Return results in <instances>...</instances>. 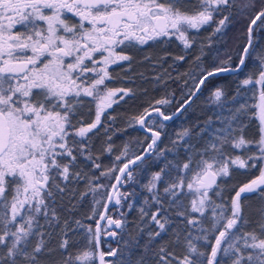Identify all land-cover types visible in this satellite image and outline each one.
<instances>
[{"label":"snow or ice","instance_id":"1","mask_svg":"<svg viewBox=\"0 0 264 264\" xmlns=\"http://www.w3.org/2000/svg\"><path fill=\"white\" fill-rule=\"evenodd\" d=\"M256 3L257 0H247L245 7L255 8ZM261 3L248 25L246 43L237 53L238 63L233 66L231 55L226 54V59L221 60L217 53L213 66L208 69L200 63L207 55L204 48L212 46V36L224 35L230 15L222 13L234 6V0H0V264H18V261L40 264L39 257L46 249V233L41 229L59 223L55 209L48 203L54 201L55 193L65 190L56 183L57 177L69 180L70 165L76 161L74 151L78 147L80 154L90 153V134L103 126L106 111L118 103L117 97L123 100L132 95L131 89H113L106 83L113 79L109 72L112 65L131 62L132 57L123 49L172 37L190 49L195 40L188 33L211 27L208 44L199 46L200 54L195 57L197 70L190 76L193 87L186 93L181 107L176 113L165 115L161 107L171 101L162 98L142 114L130 117L129 126L139 125L150 134L143 154L130 158L125 145L112 167L91 178L87 191L81 194L83 199L92 193L94 204L99 206L105 197L96 199V194L109 188L99 183L101 177L115 181L110 185L103 212L97 213L96 207L92 210V215L98 216L104 226L97 222L95 228L85 227L80 221H74L78 228H85V246L72 253L67 238L68 221L64 222L59 244L66 254L62 264H133L132 247L127 241L121 243L127 220L107 215L108 204L121 205L127 199L128 194L121 193L119 188L132 181L134 168L156 151L164 121L191 107L194 98L214 78L238 74L248 67L247 61L256 51L254 27H264V0ZM68 14L75 23L69 22ZM177 59L183 61L185 57ZM240 86L248 88L258 102L251 106L242 104L234 111L230 109L231 115L218 117L223 126L216 128L212 139L195 153L193 146L185 141L186 137L190 138L189 131L178 133L173 143L187 144L186 151L190 153L187 160L182 164L165 163L144 185L159 205L150 216L159 231L149 233V241L160 237L170 223L162 215L164 205L158 192L161 183L166 184L163 195L170 207L181 209L176 215L187 229L185 254L176 256L162 247L157 264H173V261L175 264H223L225 258L230 264H264V222L258 224L259 233L243 231L247 221L241 204L242 194L264 193V55L256 53L253 68L240 81ZM224 95L221 86L213 87V102L220 103ZM84 97L92 98L94 119L87 124L82 119L74 123ZM249 108L255 111L248 119H255L258 125L255 140L244 135L247 125L243 117L248 115ZM156 117L161 119L159 130H154ZM108 119L115 117L109 115ZM226 147L233 151L249 152L253 148L255 151L242 158L228 156ZM112 150L109 144L106 151ZM158 156H164V150ZM86 158L92 160V155ZM60 159H67L68 163L61 164ZM257 162L259 175L239 186L231 199L225 200L218 178L229 177L230 167L236 171L248 170L257 168ZM93 167L100 169L101 165L93 163ZM173 170L177 175L174 181L167 182L165 178ZM113 173L117 174L113 176ZM71 175L80 177L81 174ZM185 195L192 197L188 205L183 203ZM214 196L222 202L217 203ZM140 214L144 217L148 212L141 208ZM40 218L44 219V225L40 224ZM204 220L210 221V225ZM102 236L117 247L106 241L108 250L104 251L100 247ZM34 237L36 243L32 245ZM198 243L210 251L201 250ZM134 244L140 248L138 241ZM148 247L143 246L141 251ZM135 264H146V257L138 255Z\"/></svg>","mask_w":264,"mask_h":264},{"label":"trees","instance_id":"2","mask_svg":"<svg viewBox=\"0 0 264 264\" xmlns=\"http://www.w3.org/2000/svg\"><path fill=\"white\" fill-rule=\"evenodd\" d=\"M247 0H234V6L225 10L222 15H230V22L224 30L223 36H212V46L205 47L204 52L207 54L200 63L203 67L211 69L212 61L219 53L221 60L226 59V54L232 56V64L235 66L238 63L237 53L240 52L242 46L246 43L247 27L251 18L262 6L261 0H257L255 8L245 7ZM221 17H217L219 19ZM260 24V21L257 22ZM214 27V25L212 26ZM212 35V28L205 27L199 32L192 30L188 33L190 39L195 40L190 49H185L183 44L176 39L162 38L158 41H150L147 45H141L135 48H125V54L132 57L131 62H121L117 65H112L109 72L113 77L112 80L106 81L109 88H126L132 90V95H137L136 98L125 99L118 105L107 111L102 117L103 126L95 131V134H90L88 147L90 153L80 154L79 148L74 151L76 161L70 165V176L68 181L58 182L61 188H64L63 193H55L54 201L49 200L50 207H53L59 217V223L56 226H45L42 231L46 233L44 239L46 241V249L39 257L40 264H62L63 257L66 255L60 250L59 244L63 238L62 229L64 222L68 221L67 233L69 239V251L75 253L78 248L85 246L84 233L85 228H78L74 221H80L85 227H94V222L97 216L92 215L93 207H96L97 213L100 212L105 199L101 200L99 206L94 204L93 194L88 193L81 199V194L86 192L89 185V180L93 177L100 176V173L107 168L112 167L115 157L120 155L125 145L128 146V156L136 155L149 140V135L140 131L136 125L129 126L130 117L138 116L143 113L144 109L149 108L156 100L167 98L171 101L170 104L161 107L164 113H170L175 110L187 98L186 93L193 87V80L190 76L193 70H197L195 57L200 54V45L208 44V38ZM254 39L256 41V51L253 58L247 61L248 67L237 73H227L218 76L208 83L207 87L202 88L201 92L194 98L191 107H187L179 115L173 118L170 122L164 123L161 138L157 144L156 151L153 152L146 160L139 163L138 167L133 170L134 179L125 183L121 187V193L127 192V199L121 201V205L111 207L108 214L118 217V219H126L127 224L124 233L122 234L121 243L127 241L133 250V264L138 255L143 254L146 257V264H157L159 250L163 247L168 252L174 253L176 256H183L186 252L184 246V236L187 229L185 222L181 218H177L176 212L179 208H172L168 203V199L163 195L165 183L158 184V192L161 196L164 208L162 215L166 216L170 221L166 224V231L161 233V236L149 241V233L159 231L158 225L151 222L150 216L157 210L159 205L155 204L152 199V193L147 191L144 185L148 184L151 175L160 171L165 163L182 164L190 155L186 151L187 144L193 146V153L197 152L196 144L199 145L203 141L211 140L212 133L220 124L218 117H227L231 115L230 109L234 111L242 104L254 105L256 98L252 92L245 87L240 86V81L246 78L250 69L253 68L256 53L264 55V27H254ZM179 56H184L185 59L180 61ZM187 74V75H186ZM187 81V83H185ZM219 85L224 90V97L220 103L213 102L211 92L214 86ZM235 97V99H233ZM86 109L83 107L78 109L77 115L73 118L76 123L83 120L85 124L93 120V113L90 109L91 103L86 102ZM83 110L87 115L83 114ZM254 109L249 108L248 115L243 117V122L247 125L244 130V135L249 140L258 138V125L255 119H248ZM115 117L114 120H109L108 116ZM161 120L156 117V128L159 130ZM107 128V131H105ZM187 129L190 133V138L186 137L184 141L176 144L177 134ZM111 144L112 152H107L106 148ZM164 150V156H158V153ZM255 149L246 152L244 149L233 151L226 147L225 152L228 156L240 155L246 158L247 155L254 152ZM92 155V160L86 157ZM198 158V157H197ZM61 164L68 163L67 159L60 161ZM93 163L100 164L101 168L96 169ZM251 163V162H250ZM120 166V165H119ZM171 167V165H170ZM259 162L257 168H249L248 170L236 171L237 181L234 185L229 186L225 178H218L217 183L223 189L222 196L225 200H230L237 186H241L248 180L259 174ZM80 173V177H74L71 173ZM116 173H113L115 176ZM177 172L173 170L172 175L166 177L167 182L174 181ZM113 179L101 177L99 183L111 185ZM57 183V182H56ZM92 183H95L92 180ZM107 189L102 193L96 194V199H100L101 195L105 197ZM211 195V193H210ZM217 203H221L219 197H213ZM145 200L148 201L147 206ZM191 200L190 195L183 197V203L188 205ZM133 201L132 208L128 205ZM243 208V217L247 221L243 231L259 233L258 224L264 222V193L253 192L245 194L241 197ZM75 205V207H73ZM120 206L121 209H120ZM145 208L148 212L147 216L141 217L140 209ZM209 213H206L208 215ZM206 225H210V221H203ZM40 224L44 225L45 221L40 218ZM104 224L102 225V227ZM193 234H197L193 231ZM177 236L180 241L177 242ZM107 239L102 238V249L107 250L105 246ZM138 241L140 248L135 247L134 242ZM32 245H35L36 238H32ZM111 243L110 241H107ZM214 243V241H213ZM114 243H111V246ZM117 245V244H116ZM148 245L146 251H141L143 246ZM198 247L206 252L210 248L205 249L202 243H198ZM128 249H125L127 251ZM246 254V253H245ZM18 264H25L20 261ZM175 264V261H173ZM223 264H230V261L225 258Z\"/></svg>","mask_w":264,"mask_h":264},{"label":"rangeland","instance_id":"3","mask_svg":"<svg viewBox=\"0 0 264 264\" xmlns=\"http://www.w3.org/2000/svg\"><path fill=\"white\" fill-rule=\"evenodd\" d=\"M222 18V17H221ZM125 49V48H124ZM124 49H123V51H124ZM117 51H121V49H117ZM121 63V62H120ZM113 89H120V88H113ZM123 89H126V88H123ZM133 97L134 98H136L137 97V95L135 94L134 96H130V97H125L123 100H129V99H133ZM85 98H88V97H84L83 99H85ZM91 101H92V98H89ZM117 99H118V103H120V102H122L123 100H119V98L117 97ZM257 103V99L255 100V103L254 104H256ZM115 105H118L117 103L116 104H113V106H112V108L115 106ZM92 109H93V113H94V115H95V105H94V103H93V101H92ZM111 110V108L110 109H108L107 111H110ZM106 111V112H107ZM255 111V110H254ZM93 119H94V117H93ZM219 125L216 127V128H219V127H222L223 126V121L221 120V119H219ZM215 128V129H216ZM214 132V131H213ZM213 134V133H212ZM211 134V135H212ZM207 142H209V140H205V141H203V143H201L200 145L197 143L196 144V149H197V151L198 150H201L202 148H204L205 146H206V144H207ZM59 159V158H58ZM61 160H63V159H60L59 160V162L61 161ZM236 176H237V172H236V170L235 169H232L231 167H230V176L229 177H226V181H227V183L229 184V186H232V185H234L235 184V182L237 181V179H236ZM223 179V178H222ZM56 182L58 183V182H64L63 180H62V178L61 177H57V179H56ZM240 186V185H239ZM239 186H237L236 187V189L235 190H237L238 189V187ZM109 187H110V185H109ZM108 190H109V188L107 189V191H106V195H107V192H108ZM122 193H127L128 194V191L126 192H122ZM106 195H105V198H106ZM234 195V194H233ZM191 197V196H190ZM192 198V197H191ZM105 201V200H104ZM130 204H133V201L130 203ZM121 207L122 206H120V209H121ZM114 219H118V217H114ZM105 246L107 247V243H105ZM107 250H108V248H107ZM106 250V251H107ZM20 261H18V263H19Z\"/></svg>","mask_w":264,"mask_h":264},{"label":"water","instance_id":"4","mask_svg":"<svg viewBox=\"0 0 264 264\" xmlns=\"http://www.w3.org/2000/svg\"><path fill=\"white\" fill-rule=\"evenodd\" d=\"M249 25V24H248ZM248 28V27H247ZM184 102V101H183ZM183 102L175 109V110H173L172 112H170V113H165V115H172L173 113H176L177 112V109H179L180 107H181V105L183 104ZM258 102V101H257ZM177 116V115H176ZM176 116H174L173 118H175ZM159 118V117H158ZM160 119V118H159ZM161 120V119H160ZM171 120H169V121H164L163 123H168V122H170ZM136 127L140 130V131H143V132H145L146 134H148L149 136H150V134L149 133H147L143 128H141L139 125H136ZM154 130H157V129H155L154 128ZM160 141V140H159ZM159 141H158V143H159ZM150 142V139L147 141V143L144 145V147L141 149V151L140 152H138L136 155H142L143 154V149L144 148H146L147 147V144ZM135 156V155H134ZM134 156H132V157H134ZM131 158V157H130ZM142 162V161H141ZM140 163V162H139ZM120 166H122V165H120ZM117 174V173H116ZM115 174V175H116ZM259 175V174H258ZM257 176V175H256ZM254 178V177H253ZM218 181V180H217ZM249 181V180H248ZM247 181V182H248ZM115 181L114 180H112V182H111V184H113ZM246 183V182H245ZM125 185V184H124ZM123 185V186H124ZM122 187V186H121ZM121 187L119 188V190H120V192H121ZM109 192H110V187H109V190H108V192H107V195L109 194ZM248 194V193H247ZM107 195H106V197H107ZM243 195H245V194H242V196ZM105 203H107V201H106V198H105V201H104V203H103V205L105 204ZM103 205H102V207H101V210H100V212H103ZM118 205H114V203H109L108 204V211H107V215H109L108 214V212H109V209L111 208V207H117ZM99 212V213H100ZM110 216V215H109ZM112 217V216H111ZM113 218V217H112ZM114 219V218H113ZM97 222H99L100 224H101V227H102V225L104 224V222L103 221H99L98 220V216H97V218H96V220H95V222H94V227L93 228H95V226H96V223ZM102 238H105V239H107V237H104V236H102ZM100 247L102 248V239H101V244H100Z\"/></svg>","mask_w":264,"mask_h":264},{"label":"flooded vegetation","instance_id":"5","mask_svg":"<svg viewBox=\"0 0 264 264\" xmlns=\"http://www.w3.org/2000/svg\"><path fill=\"white\" fill-rule=\"evenodd\" d=\"M67 19L69 20V22L70 23H75L76 22V20L71 16V14H68V16H67ZM17 31H24V29H22V28H17L16 29ZM98 58V57H97ZM83 99V98H82ZM84 100V103H83V108L84 109H86V108H88V107H86V105H87V101H89L90 103H91V107H90V109H91V111H92V113H93V109H92V101L89 99V98H85V99H83ZM83 114L84 115H87V113H86V111L85 110H83ZM93 115H94V113H93ZM117 209H118V207H116ZM113 217V216H112ZM112 247L113 248H115V247H117V245H116V243H114V245H112Z\"/></svg>","mask_w":264,"mask_h":264}]
</instances>
